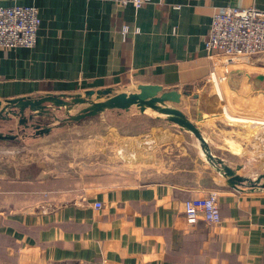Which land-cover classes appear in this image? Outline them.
<instances>
[{
  "label": "crops",
  "instance_id": "0c3cea01",
  "mask_svg": "<svg viewBox=\"0 0 264 264\" xmlns=\"http://www.w3.org/2000/svg\"><path fill=\"white\" fill-rule=\"evenodd\" d=\"M0 5H34L41 18L34 47L0 48L2 104L108 89L130 93L141 84H158L181 93L175 106L198 122L212 150L214 129L221 130L215 88L223 98L205 50L212 15L228 6L264 11V0H151L141 7L113 0H0ZM249 60L237 67L264 73ZM230 72L218 67L216 74ZM224 93L225 110L239 112L225 85ZM59 110L66 114L64 108L54 112ZM153 117L166 134L159 142L196 146L195 164L194 153L186 150L168 170L174 178L98 188L83 183L53 209L26 210V191L0 189V264H264V189L229 183L202 159L195 137L164 115ZM258 120L264 123L263 116ZM224 136L227 140L228 133ZM211 190L220 194L221 223L189 222L184 202ZM96 201L102 206L95 207Z\"/></svg>",
  "mask_w": 264,
  "mask_h": 264
},
{
  "label": "rangeland",
  "instance_id": "374dc122",
  "mask_svg": "<svg viewBox=\"0 0 264 264\" xmlns=\"http://www.w3.org/2000/svg\"><path fill=\"white\" fill-rule=\"evenodd\" d=\"M250 59L264 67V53ZM212 79L220 90L224 85L228 88L232 104L239 109L225 110L224 91L222 98L215 88L221 107V112L216 113L220 115L217 126L221 130L214 129V153L223 155L233 167L240 165V174L255 178L264 173V123L231 117L241 118L239 115L247 113L256 114L258 119L264 117V73L238 69L226 76L223 86L218 78ZM81 107H74L71 113ZM146 110L147 114H141L133 106L129 113L112 110L79 121L65 120L67 114L60 110L54 112L55 116L44 114L34 121L21 122L12 115L11 119H0V189L26 191L27 200L22 207L35 211L53 209L72 199L74 188L83 183L98 188L176 177L168 170L173 164L179 165L186 150L194 153L196 146L181 140L168 144L167 140L151 142L152 138L160 140L165 133L158 129L159 120L153 117L158 113ZM33 123L41 127L32 126ZM42 126L51 129L38 131ZM225 133L228 139L222 140ZM195 144L200 150L199 143ZM193 156L195 164L197 155ZM202 159L207 162L204 155ZM15 198L19 200V196Z\"/></svg>",
  "mask_w": 264,
  "mask_h": 264
},
{
  "label": "built area",
  "instance_id": "2783aa9c",
  "mask_svg": "<svg viewBox=\"0 0 264 264\" xmlns=\"http://www.w3.org/2000/svg\"><path fill=\"white\" fill-rule=\"evenodd\" d=\"M121 4L141 7L151 0H113ZM41 25L39 9L34 5H0V48H32L37 43ZM129 27L122 30L125 35ZM138 32L136 28L134 30ZM205 50L213 60L212 76L217 68L225 73L234 70L239 63L255 54L264 53V11L256 7H225L216 10L205 40ZM225 76V75H224ZM222 80L221 75H217ZM220 194L211 190L206 196L189 198L184 202V214L191 222L204 221L219 224L222 221ZM97 208L101 202H94Z\"/></svg>",
  "mask_w": 264,
  "mask_h": 264
},
{
  "label": "water",
  "instance_id": "95a60500",
  "mask_svg": "<svg viewBox=\"0 0 264 264\" xmlns=\"http://www.w3.org/2000/svg\"><path fill=\"white\" fill-rule=\"evenodd\" d=\"M138 89L139 91L130 93H113L108 89L97 92L87 91L85 96L47 95L39 98H17L8 100L5 104L0 102V119H11L12 116H16L21 122L27 119L34 121L38 116L44 114L55 116L54 109L64 108L67 114L65 120L79 121L108 110L128 111L133 106H137L141 112H145L148 108L156 111L158 115H164L169 123L177 125L185 134L195 137L199 141L207 162L227 178L229 183L244 185L250 189H264V173L255 178L244 176L239 173L240 165L233 167L224 158L213 152L198 122L189 118L180 108L175 106L181 102V93L174 90L165 91L158 84H141ZM168 102L173 103V105ZM79 105L82 107L77 113L72 114L71 110ZM26 110H29L28 116L25 114ZM32 126L41 127L37 123H33ZM50 129V126H42L38 131L49 132ZM165 137L166 134H163L161 141ZM151 142H159V140L152 138Z\"/></svg>",
  "mask_w": 264,
  "mask_h": 264
},
{
  "label": "bare ground",
  "instance_id": "6f19581e",
  "mask_svg": "<svg viewBox=\"0 0 264 264\" xmlns=\"http://www.w3.org/2000/svg\"><path fill=\"white\" fill-rule=\"evenodd\" d=\"M238 69H240V70H247L246 68H244V67H236V70H238ZM214 78H217V74L215 75V76H213ZM221 78H222V80H221V84H222V86H223V83L225 82V80H226V77L224 76V74H221ZM223 91H224V86H223ZM225 94V93H224ZM226 96V95H225ZM228 101V100H227ZM226 101V102H227ZM225 105H226V103H225ZM229 106V105H228ZM227 110V109H226ZM228 114V113H227ZM226 114V115H227ZM237 115H239V114H237ZM233 116V115H232ZM241 118H237V117H231V116H229V117H231V119H233V120H237V121H239V120H242V121H247V122H250V123H258V122H260V120H258L257 118H253V117H249V116H242V115H239ZM230 119V120H231Z\"/></svg>",
  "mask_w": 264,
  "mask_h": 264
}]
</instances>
